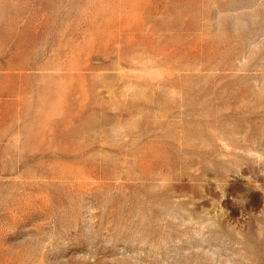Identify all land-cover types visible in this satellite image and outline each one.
<instances>
[{"label": "rangeland", "instance_id": "1", "mask_svg": "<svg viewBox=\"0 0 264 264\" xmlns=\"http://www.w3.org/2000/svg\"><path fill=\"white\" fill-rule=\"evenodd\" d=\"M0 264H264V0H0Z\"/></svg>", "mask_w": 264, "mask_h": 264}]
</instances>
